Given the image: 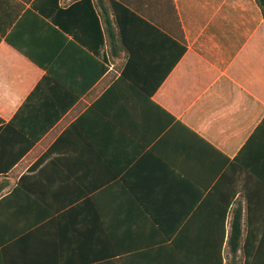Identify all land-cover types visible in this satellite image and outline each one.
I'll list each match as a JSON object with an SVG mask.
<instances>
[{"label": "crops", "instance_id": "0c3cea01", "mask_svg": "<svg viewBox=\"0 0 264 264\" xmlns=\"http://www.w3.org/2000/svg\"><path fill=\"white\" fill-rule=\"evenodd\" d=\"M84 1L0 0V264H219L224 228L228 264L235 213L264 219L257 1L128 0L129 51L104 36L112 1ZM11 120L56 121L21 156Z\"/></svg>", "mask_w": 264, "mask_h": 264}, {"label": "trees", "instance_id": "16d2710c", "mask_svg": "<svg viewBox=\"0 0 264 264\" xmlns=\"http://www.w3.org/2000/svg\"><path fill=\"white\" fill-rule=\"evenodd\" d=\"M111 1H112V7L114 8L115 26L110 21L109 26L107 25L105 27L104 36H106L105 35L106 33L110 41L113 42V44L116 45V47L120 45L121 48H126L129 51V49L131 48L128 42V25H126V23L128 24V21L131 18H136L144 22H147V20L143 16H140L139 12H136L134 10L136 9L134 4L130 3L128 0H111ZM256 1L264 17V0H256ZM86 2H88V0H85L81 4H84ZM35 6H37V3H35ZM29 11L33 12L32 9H29ZM40 18H42V16H40ZM12 22L13 19L11 20L10 25ZM155 28L161 34H164L165 36L169 37L167 34H165V32H163L159 28L157 27ZM102 38H103V33H102ZM176 39L171 38V40L176 44L178 48V54L175 60H173L170 69L174 67V65L183 57V55L187 51V46L184 36L181 35L179 36L178 40ZM7 40L19 51H21L23 54L28 56L31 60L42 66V62L38 60L36 56H34V54L30 50H28L24 45L17 43L12 36H8ZM0 41H1V37H0ZM104 60L106 61V64L102 63V68H103L101 71L102 73L106 72L109 69V63H110L109 58L107 56L104 57ZM128 63L129 64H127V66L124 69H122L121 72H130L132 63L130 62V60L128 61ZM125 77L126 75L122 73V75L119 77L118 80L121 81ZM47 83H48V78H43L37 85L36 89L28 97L26 102L28 101L30 102L34 100V96L36 92L42 90ZM159 85L160 84L156 86V89L159 87ZM72 103L74 102H70L64 108L63 111H67V109L72 105ZM56 120H54L50 124L41 126V128H36L35 131L22 128L21 126L18 125L16 120H11L9 123L6 124L4 130L7 131H10V129L17 130L19 126L18 128L20 129L19 132H21L23 137L25 138L23 141L22 140L19 141V144L21 145L22 148L21 153L19 155L22 156L23 153L25 154L31 147H33L37 143V141H39L54 126ZM1 189L2 188H0V190ZM254 209H256V206L252 205V203L249 202L247 206L246 220L243 221L241 212L238 213L237 211V213H235L231 221V227L227 237V246L229 248L228 258H227L228 264H264V219L256 218V215L254 216ZM258 209L260 212H264V206H259ZM225 241H226V234L224 228V234L220 239V246H219L220 247L219 264H224V257L222 252L225 245ZM96 264H123V258L113 257L103 260L101 262H97Z\"/></svg>", "mask_w": 264, "mask_h": 264}]
</instances>
